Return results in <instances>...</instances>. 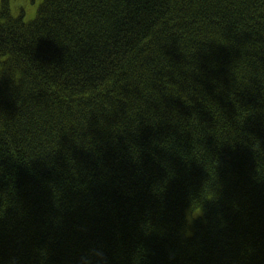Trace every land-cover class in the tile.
Wrapping results in <instances>:
<instances>
[{
    "label": "trees",
    "instance_id": "16d2710c",
    "mask_svg": "<svg viewBox=\"0 0 264 264\" xmlns=\"http://www.w3.org/2000/svg\"><path fill=\"white\" fill-rule=\"evenodd\" d=\"M15 1L0 264H264V0Z\"/></svg>",
    "mask_w": 264,
    "mask_h": 264
},
{
    "label": "rangeland",
    "instance_id": "374dc122",
    "mask_svg": "<svg viewBox=\"0 0 264 264\" xmlns=\"http://www.w3.org/2000/svg\"><path fill=\"white\" fill-rule=\"evenodd\" d=\"M13 1V0H12ZM20 2L23 3V5H25L24 3H27V7L26 9H22L24 15H23V20L24 21H29L32 20L36 11L37 6L39 5V3L41 2V0H19ZM18 0H16L15 2H19ZM11 12L13 15H17V12H14L11 9Z\"/></svg>",
    "mask_w": 264,
    "mask_h": 264
}]
</instances>
